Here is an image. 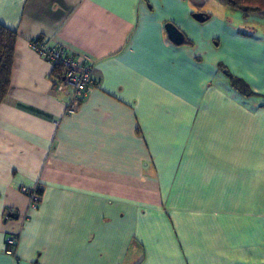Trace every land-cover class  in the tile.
I'll return each instance as SVG.
<instances>
[{"label": "crops", "instance_id": "crops-1", "mask_svg": "<svg viewBox=\"0 0 264 264\" xmlns=\"http://www.w3.org/2000/svg\"><path fill=\"white\" fill-rule=\"evenodd\" d=\"M167 21L193 45L171 43ZM0 24L17 34L0 104V264H264V100L229 76L264 96V13L0 0ZM39 38L91 66L72 112L30 47ZM22 188L43 193L36 209Z\"/></svg>", "mask_w": 264, "mask_h": 264}, {"label": "trees", "instance_id": "trees-1", "mask_svg": "<svg viewBox=\"0 0 264 264\" xmlns=\"http://www.w3.org/2000/svg\"><path fill=\"white\" fill-rule=\"evenodd\" d=\"M222 1L226 6L232 9H235V10H240L244 13H250V12L251 13L252 12L264 13V0H222ZM183 35H184V41L181 45H188V46L193 45L192 40L186 37L184 33ZM16 40H17L16 32L0 24V104L4 101V99L6 98L10 90ZM32 41H37L40 44L46 43L47 46L49 47H54L60 50L67 51L66 49H64L63 47L59 45H51L44 38H39V39H35ZM90 69H91V66H90ZM229 76H230V82L232 86L237 91L241 92L244 95L259 96L264 100V96L253 93L242 79L233 77L231 73L229 74ZM48 79L52 82L53 88H57L58 90L69 89L70 92H72L71 89L65 85L64 68L61 66V64L57 62L52 64V68L49 73ZM93 84L94 82L91 85ZM59 86H63V88L59 89ZM261 106L264 107V102ZM33 191H34V195L36 196V199H37L36 204L38 206L43 193L38 188L34 189ZM12 238H13V242L17 240V237H12ZM11 246H12V249H11ZM13 246H14V243L10 245L11 251H13Z\"/></svg>", "mask_w": 264, "mask_h": 264}, {"label": "built area", "instance_id": "built-area-1", "mask_svg": "<svg viewBox=\"0 0 264 264\" xmlns=\"http://www.w3.org/2000/svg\"><path fill=\"white\" fill-rule=\"evenodd\" d=\"M30 47L41 57L48 60L50 63H59L64 68L65 85L71 89V101L66 104L69 112H72L78 104L86 96L88 88L93 83L92 71L90 65L84 60L74 58L69 52L60 50L54 47L47 46L46 43L40 44L37 41H31ZM63 86H59L62 89ZM35 189V188H34ZM34 189L22 188V192H26L30 208L36 209V196ZM8 246L12 245L13 239L6 240Z\"/></svg>", "mask_w": 264, "mask_h": 264}, {"label": "water", "instance_id": "water-1", "mask_svg": "<svg viewBox=\"0 0 264 264\" xmlns=\"http://www.w3.org/2000/svg\"><path fill=\"white\" fill-rule=\"evenodd\" d=\"M193 18L198 22H204L208 15H205L203 13H194ZM164 30L167 36V39L175 44V45H181L184 41V35L182 31L172 22H167L164 24Z\"/></svg>", "mask_w": 264, "mask_h": 264}, {"label": "rangeland", "instance_id": "rangeland-1", "mask_svg": "<svg viewBox=\"0 0 264 264\" xmlns=\"http://www.w3.org/2000/svg\"><path fill=\"white\" fill-rule=\"evenodd\" d=\"M226 7H228V6H226ZM229 9H232V8H230V7H228ZM232 10H235V9H232ZM207 11L208 12H212L213 14H221V16H226V17H228L225 13H223V11H217V10H215V9H210V7H207ZM252 14L254 15V12H252Z\"/></svg>", "mask_w": 264, "mask_h": 264}]
</instances>
